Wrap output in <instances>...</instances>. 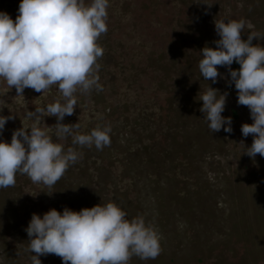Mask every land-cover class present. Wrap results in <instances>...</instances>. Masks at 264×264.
Masks as SVG:
<instances>
[{"label":"rangeland","instance_id":"374dc122","mask_svg":"<svg viewBox=\"0 0 264 264\" xmlns=\"http://www.w3.org/2000/svg\"><path fill=\"white\" fill-rule=\"evenodd\" d=\"M19 2L0 0V11L14 21ZM219 20L242 21L241 39L253 33V45L264 47V0H108L107 31L97 40L103 53L92 73L97 85L74 93L73 114L61 123H78L81 133L107 127L110 142L97 150L72 145L71 137L56 140L55 116L41 119V128L53 126L54 142L80 156L51 187L17 173L14 186L0 188V264H34L24 231L32 213L107 202L128 219L142 217L159 236L154 259L133 255L128 264H264V158L243 154L252 135L240 132L252 123L249 110L237 105L225 67L217 66L224 78L214 84L197 67L199 50L219 39ZM208 84L227 93L221 115L231 117V133H212L202 119L199 98ZM22 95L0 80V115L14 116L0 132L6 142L31 125L26 110L63 103L55 85ZM38 258L61 264L53 254Z\"/></svg>","mask_w":264,"mask_h":264},{"label":"clouds","instance_id":"9594fccd","mask_svg":"<svg viewBox=\"0 0 264 264\" xmlns=\"http://www.w3.org/2000/svg\"><path fill=\"white\" fill-rule=\"evenodd\" d=\"M108 0H20L13 21L0 11V80L16 96L23 97L25 88L43 94L55 85L63 100L43 108L25 111L29 126L13 130L11 139H0V188L14 186L16 174L26 175L34 184L53 186L80 154L73 148L54 142L49 130L54 126L56 140L71 137L72 145L94 146L97 150L110 142L109 129L99 126L87 133L76 131L78 123H61L72 115L79 89L88 92L97 85L92 75L103 49L97 44L107 31ZM244 24L236 20L214 21L219 39L215 47L199 50L198 71L203 80L216 83L217 66L228 71L227 84L234 85L237 105L246 106L252 123H242L243 137L252 135V143L243 153L264 158V47L253 45L255 34L241 39ZM233 62L239 65L232 69ZM227 93L208 88L199 98V111L208 129L214 133L222 128L231 133V117L221 113ZM44 116H55L56 124L40 127ZM12 113L0 115V132ZM127 214L113 202L96 204L74 211L50 208L42 215L32 213L24 231L28 237L27 251L34 264L39 256L53 254L61 264H128L131 256L141 260L154 259L160 252L156 230L142 217L126 218Z\"/></svg>","mask_w":264,"mask_h":264}]
</instances>
